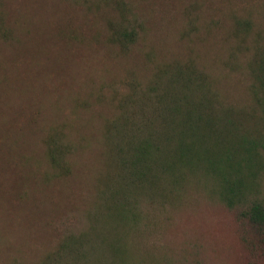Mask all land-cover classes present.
I'll list each match as a JSON object with an SVG mask.
<instances>
[{"label":"rangeland","instance_id":"1","mask_svg":"<svg viewBox=\"0 0 264 264\" xmlns=\"http://www.w3.org/2000/svg\"><path fill=\"white\" fill-rule=\"evenodd\" d=\"M178 69L208 81L258 143L246 204L196 179L173 200L126 178L132 136L113 127L161 130L169 101L149 88L162 94ZM125 198L143 224L118 226ZM253 200L264 205V0H0V264H115L105 236L139 247L136 264H264Z\"/></svg>","mask_w":264,"mask_h":264},{"label":"trees","instance_id":"2","mask_svg":"<svg viewBox=\"0 0 264 264\" xmlns=\"http://www.w3.org/2000/svg\"><path fill=\"white\" fill-rule=\"evenodd\" d=\"M160 85L161 81L157 80L149 91L157 98L158 104L169 101L164 106L166 113L160 116L161 130L149 124L132 133L126 125L120 128L115 124L113 127L119 134L123 132L125 137L132 136L131 143L127 142L130 144L128 152L122 148L119 151L126 178L162 187L164 194L169 192L174 196L173 200L181 197L189 178L196 179L209 195L217 196L229 208L246 204L252 195L249 184H254L253 179L261 164L258 143L238 134L236 120L231 118V107L216 105L219 95L210 90L208 81L197 76L195 70L178 69L167 79L162 94L158 90ZM127 114L125 112L124 116ZM62 150L53 147L50 151L49 158L55 167L64 160L61 158ZM125 199L128 205L116 208L118 226L126 229L143 224V215ZM247 214L252 223L264 225V205L260 201L253 200ZM103 240L106 244L102 247L115 264L124 258L133 259L136 253L140 255L139 247L136 252L132 246L129 249L124 245L119 247V238L110 241L105 236ZM65 248H70L68 243ZM71 250L80 254L82 246ZM139 259L143 262L138 260V264H145L144 259ZM72 261L78 263V257ZM108 262L109 259L103 257L95 260L94 264ZM132 264H136L134 259Z\"/></svg>","mask_w":264,"mask_h":264}]
</instances>
